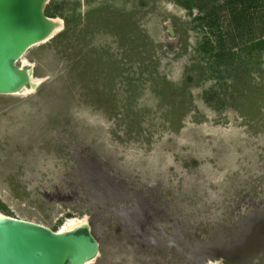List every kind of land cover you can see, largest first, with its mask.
<instances>
[{"label": "rangeland", "instance_id": "374dc122", "mask_svg": "<svg viewBox=\"0 0 264 264\" xmlns=\"http://www.w3.org/2000/svg\"><path fill=\"white\" fill-rule=\"evenodd\" d=\"M44 11L34 83L0 95V215L86 220L87 264H264V0Z\"/></svg>", "mask_w": 264, "mask_h": 264}, {"label": "water", "instance_id": "95a60500", "mask_svg": "<svg viewBox=\"0 0 264 264\" xmlns=\"http://www.w3.org/2000/svg\"><path fill=\"white\" fill-rule=\"evenodd\" d=\"M47 0H0V95L31 85L29 64L18 60L34 44L48 39L57 25L45 14ZM99 244L86 220L65 231L0 215V264H85ZM214 264H222L217 261Z\"/></svg>", "mask_w": 264, "mask_h": 264}, {"label": "bare ground", "instance_id": "6f19581e", "mask_svg": "<svg viewBox=\"0 0 264 264\" xmlns=\"http://www.w3.org/2000/svg\"><path fill=\"white\" fill-rule=\"evenodd\" d=\"M56 20V19H55ZM57 21V20H56ZM56 29H57V26L55 27V29H54V31H53V33L56 31ZM45 41V40H44ZM44 41H41V42H39V43H42V42H44ZM39 43H37V44H39ZM34 45H36V44H34ZM33 45V46H34ZM24 56V55H23ZM22 56V57H23ZM21 57V58H22ZM21 58L18 60V62H20V60H21ZM23 64H29L31 67H32V65L29 63V62H23ZM34 83V81H33V77H32V70H31V85L29 86V87H31L32 86V84ZM28 87V88H29ZM27 88V89H28ZM24 90H26V89H22L21 91H19V92H17V93H21V92H23ZM17 93H13V94H17ZM84 221V220H83ZM82 220H80V221H78V222H71L70 223V225L68 226V227H66V228H64V229H62V230H60V231H65V230H69V229H72V228H74V227H76L77 225H79L80 223H82L83 222ZM88 262H90V261H88ZM88 262H86L85 264H87Z\"/></svg>", "mask_w": 264, "mask_h": 264}, {"label": "trees", "instance_id": "16d2710c", "mask_svg": "<svg viewBox=\"0 0 264 264\" xmlns=\"http://www.w3.org/2000/svg\"><path fill=\"white\" fill-rule=\"evenodd\" d=\"M200 9H201V8H200ZM259 43H264V39L259 40V41H258V44H259ZM256 89H257V91H259L258 88H256Z\"/></svg>", "mask_w": 264, "mask_h": 264}]
</instances>
